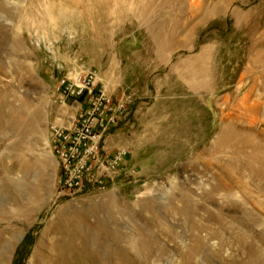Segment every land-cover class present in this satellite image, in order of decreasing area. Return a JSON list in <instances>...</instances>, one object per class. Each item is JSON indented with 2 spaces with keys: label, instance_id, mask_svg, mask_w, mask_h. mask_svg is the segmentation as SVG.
I'll use <instances>...</instances> for the list:
<instances>
[{
  "label": "rangeland",
  "instance_id": "rangeland-1",
  "mask_svg": "<svg viewBox=\"0 0 264 264\" xmlns=\"http://www.w3.org/2000/svg\"><path fill=\"white\" fill-rule=\"evenodd\" d=\"M87 70L136 171L68 190L48 127ZM0 264H264V0H0Z\"/></svg>",
  "mask_w": 264,
  "mask_h": 264
},
{
  "label": "built area",
  "instance_id": "built-area-1",
  "mask_svg": "<svg viewBox=\"0 0 264 264\" xmlns=\"http://www.w3.org/2000/svg\"><path fill=\"white\" fill-rule=\"evenodd\" d=\"M59 107H70L74 113H62L60 120L48 127L49 149L60 171L59 184L68 190L90 182L99 190L106 180L118 174L125 150L100 156L101 138L123 116L129 99L113 98L97 79L95 71L63 74L56 87ZM133 172V171H131Z\"/></svg>",
  "mask_w": 264,
  "mask_h": 264
},
{
  "label": "crops",
  "instance_id": "crops-1",
  "mask_svg": "<svg viewBox=\"0 0 264 264\" xmlns=\"http://www.w3.org/2000/svg\"><path fill=\"white\" fill-rule=\"evenodd\" d=\"M130 106L127 107L128 109H127L126 113H124L123 116L119 117L118 121L110 128L114 132L115 131H121L124 127H126V124H125L126 122H124L123 119H125V116H127L130 113ZM115 146L117 147V145H115ZM119 146H121V145H119ZM118 149L119 150H125L126 154L124 155V157L122 159L118 174L116 175V177L114 179L115 183L119 182V177H121V176H132L133 174H135V171H136L134 165L129 162V158H130L129 149L127 147H117V148L113 149L112 152H115ZM131 171H133V172H131Z\"/></svg>",
  "mask_w": 264,
  "mask_h": 264
},
{
  "label": "bare ground",
  "instance_id": "bare-ground-1",
  "mask_svg": "<svg viewBox=\"0 0 264 264\" xmlns=\"http://www.w3.org/2000/svg\"><path fill=\"white\" fill-rule=\"evenodd\" d=\"M196 6V5H195ZM49 18H50V20H53V17L52 16H49ZM54 22V21H53ZM29 69L30 70H32V67L31 66H29ZM34 117V116H33ZM59 119V118H58ZM60 120V119H59ZM44 145H46V144H44ZM18 239V238H17Z\"/></svg>",
  "mask_w": 264,
  "mask_h": 264
}]
</instances>
